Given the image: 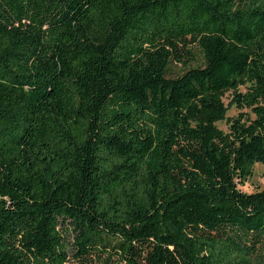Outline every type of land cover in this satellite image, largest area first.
<instances>
[{"label": "trees", "instance_id": "trees-1", "mask_svg": "<svg viewBox=\"0 0 264 264\" xmlns=\"http://www.w3.org/2000/svg\"><path fill=\"white\" fill-rule=\"evenodd\" d=\"M255 162L264 0H0V264H264Z\"/></svg>", "mask_w": 264, "mask_h": 264}, {"label": "rangeland", "instance_id": "rangeland-1", "mask_svg": "<svg viewBox=\"0 0 264 264\" xmlns=\"http://www.w3.org/2000/svg\"><path fill=\"white\" fill-rule=\"evenodd\" d=\"M247 89L246 86H240L239 90L241 92H245ZM232 96L230 93H227L224 97V102L226 105L229 104ZM240 111H244L253 116V113L249 108L239 109L236 105H232L227 111V116H237ZM217 125L223 129L228 130V123L226 120L217 122ZM239 188L244 192H253L258 189L264 190V163L263 162H255L252 169V174L241 184H239ZM71 233H66L67 241L70 242ZM70 260L67 264H75L77 262L74 257V250L70 251Z\"/></svg>", "mask_w": 264, "mask_h": 264}]
</instances>
